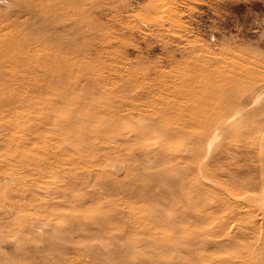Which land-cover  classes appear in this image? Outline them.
<instances>
[{
    "label": "rangeland",
    "instance_id": "374dc122",
    "mask_svg": "<svg viewBox=\"0 0 264 264\" xmlns=\"http://www.w3.org/2000/svg\"><path fill=\"white\" fill-rule=\"evenodd\" d=\"M263 140L264 0H0V264H246Z\"/></svg>",
    "mask_w": 264,
    "mask_h": 264
},
{
    "label": "bare ground",
    "instance_id": "6f19581e",
    "mask_svg": "<svg viewBox=\"0 0 264 264\" xmlns=\"http://www.w3.org/2000/svg\"><path fill=\"white\" fill-rule=\"evenodd\" d=\"M236 107H234L232 109L231 106H223L222 107V110L220 109V111H219L217 109L218 111L216 113L217 114L216 117H214L215 116L214 115L213 116L214 118H210V120H208V119L205 120L206 130H204V131H206V132L203 131V133L205 134L206 138L209 141V146L207 148L208 150L211 149V145L213 144V142H215L222 135H224V133H227V131H231L232 128L234 127V126H230L231 125L230 120H229L230 118L228 120H223V119L225 117L228 118L232 114L231 112H233ZM243 107H245V106H243ZM198 108L199 107L196 106V108H194L193 110L195 111ZM229 108H231L232 110L229 109ZM240 109H243V108H240ZM240 109L239 108L236 109L237 112L238 111H240V112L243 111V110L241 111ZM229 111H231L230 112L231 114H228ZM234 113H233V115H234ZM209 117H210V115L208 116V118ZM233 117H235V115ZM203 121L204 120H203V117H202V123H203ZM212 124L214 125V127H212L211 129H213L214 131L210 130V126ZM237 127H239V129L242 130V128H240V126H237ZM263 143H264V140L262 142V145H263ZM217 146H219V145H217ZM217 146H216V148H219ZM216 148L213 150L214 152H215ZM212 154H214V153H212ZM260 155L263 156V154H260ZM178 160H180V159H178ZM261 160H263L262 157H261ZM165 161H168V160H165ZM171 162L174 163V161H172V159H171ZM171 162H168V163L172 164ZM176 162H178V161H176ZM206 162L208 163L209 166L211 165V162H210L209 159ZM262 163H264V162H262ZM203 165H204V163L201 161L200 164H199V168L200 167L202 168ZM262 165H263V167H262V176H261L262 179L261 180H262L263 184L261 182L262 186L261 187L260 186L257 187V188H259L258 190L261 192V196L260 195L259 196L254 195V196H257V198H258V200L260 202L256 201L257 199H254L255 197L250 196L249 195L250 193L248 195H246V196H243L242 198H239V197H238L239 199L237 198V201L239 200V201H243L244 202L242 208L245 209V211H246L245 213H247L248 215L250 214L249 216H251L250 219H249V217L247 218V219H249L248 226H246V227H240L238 229V231L235 232V237L237 239L238 238H244V237H247L249 239V242L247 243L248 244V255L246 257V264H264V181H263L264 180V178H263V176H264V164H262ZM260 168H261V166H260ZM220 172H222V171H220ZM208 176H210V175L208 174ZM247 185L250 188L253 184L252 185H249V182H248ZM236 189H238V188H236ZM255 190H256V187H255ZM184 192H185V190H184ZM204 192L205 193H208V191H207L204 183L203 182H197V184L194 186V189L193 190H190L188 193L186 192V194H185V197H186L185 198V201L189 205H191L190 206V214L191 215H189V218H193L195 221H203V220H206L207 218L213 216L215 214L216 207L217 208H220V207H222V204H223V201H221V200H218L217 199V200L213 201L207 195L204 196L203 195ZM233 195L234 194L231 193V194H229V197H231ZM206 196H207V198H210V199L207 200V204H208V206H210L209 207V210L210 211H208V212L205 211L204 212V209H199V210L198 209H196V210L193 209L194 205H196L199 202H201L203 199L206 198ZM231 199H232V197H231ZM257 204H259L258 208L257 207L255 208L254 206H257ZM236 207H237V205H236ZM238 207H240V206H238ZM232 208H233V206H232ZM225 209H227V208H225ZM216 212H220L221 213L220 210H218ZM225 212H226V210L224 212H222V213H225ZM222 216L221 217L218 216V217H215L214 218L215 220L217 219L218 222L220 221V223H218L220 225L221 224L222 225H224V224L227 225V223L229 222V220L233 217V216L232 217L229 216L228 214L226 216L224 215V217H222ZM226 230H224V231H226ZM222 231H223V229H222ZM227 234H229V232Z\"/></svg>",
    "mask_w": 264,
    "mask_h": 264
}]
</instances>
